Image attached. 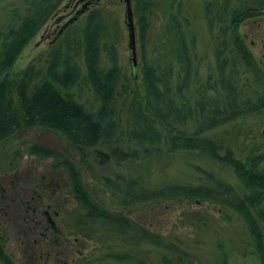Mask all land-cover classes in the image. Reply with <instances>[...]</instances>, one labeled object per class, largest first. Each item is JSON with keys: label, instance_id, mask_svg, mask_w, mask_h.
<instances>
[{"label": "rangeland", "instance_id": "374dc122", "mask_svg": "<svg viewBox=\"0 0 264 264\" xmlns=\"http://www.w3.org/2000/svg\"><path fill=\"white\" fill-rule=\"evenodd\" d=\"M27 1L0 0V50L7 31L16 26L25 14ZM69 2L65 0L33 38L26 42L11 66L0 71V81L8 80L9 90H14V82L24 78L29 83V89H32L46 77L49 62L54 56L59 60L58 70L62 69V60L67 56L77 72L67 93L88 111L96 112L100 100L87 82L84 30L87 15L97 11L103 24L99 38L100 67L108 70L114 63L118 73L112 101L114 122L111 138L94 149L108 154L110 148L119 145L137 153L133 158L119 162L112 158L101 161L94 149L89 150L86 157H81L58 133L39 127H23L2 140L0 180L7 177L5 183L9 186L5 195L12 189L10 180H14L16 168L22 178L32 174L31 188L40 186L42 176L54 175L61 179L60 188L51 186L48 190H41L44 195H50V191L55 189L53 209H59L56 221L62 233L58 243L44 244L40 240L38 244L31 243L33 237L23 233L21 219H14L11 209L0 204V250L8 256L11 264H39L46 259L47 254L50 257L59 255V264H168L166 261L171 264H261L246 223L232 209L210 201L189 199H163L125 205L118 195L104 187L103 180L114 174H123L139 179L146 187L154 188L171 182H207L206 176L209 175L230 182L240 190V183L228 166L197 151H168L161 132L144 146L131 140V116L132 110L139 107L144 109L141 68L145 64L155 63L165 67L170 62L174 76L178 74L174 46L176 32L183 33L194 55L191 76L197 70L198 83L207 86L208 78H216L215 54L217 48L227 45L228 49L223 54L229 59L230 65H236L233 68L239 73L237 85L243 93L242 98L249 100V104L257 102L262 97L264 84L261 83L264 77H256L255 72L246 67L231 49L229 24L234 16L239 18L246 7L264 5V0H154L144 15L147 30L142 37L137 23L139 16L131 0L135 25L134 68L128 48L123 1L91 0L83 13L76 15L71 12L57 23L55 19L59 15L71 10V7L65 8ZM74 15L76 18L61 30L68 18ZM245 21L234 24L233 28L250 47V54L256 59L255 66L262 68L264 14ZM259 21L262 22L260 27ZM203 89H206L205 93L209 97L216 93L207 87ZM12 95H15L14 91ZM208 134L229 145L238 158L251 163L252 158L264 154V108L258 112L244 113L210 130ZM34 143L57 149L74 164L93 198L111 210L121 211L136 226L151 233L153 239H140L141 232L138 234L136 229L112 231L99 224L81 221L84 211L73 199L68 173L64 167H59L60 159L57 161L53 157L31 154L29 147ZM145 148L149 151L146 152ZM258 163L264 169V160ZM175 249L184 252L181 261L176 258ZM117 253L127 255L128 260H114L112 255Z\"/></svg>", "mask_w": 264, "mask_h": 264}, {"label": "trees", "instance_id": "16d2710c", "mask_svg": "<svg viewBox=\"0 0 264 264\" xmlns=\"http://www.w3.org/2000/svg\"><path fill=\"white\" fill-rule=\"evenodd\" d=\"M64 1H27L21 21L11 27L5 35L0 50V70L11 66L26 42L33 38ZM133 2L135 12L139 16L137 23L142 37L147 30L144 15L146 10L151 8L154 0H133ZM245 14L248 17L251 13L247 11ZM99 17L97 11H91L85 18L84 30L87 82L91 84L100 100L97 111H88L83 104L77 103L67 93V89L76 79L75 65L65 56L62 60V69L58 70L59 60L54 56L49 62L46 77L32 89H29L27 85L29 83L24 78L14 82L16 84L14 90H9L8 80L0 81V142L23 127H39L58 133L75 148L79 156L86 157L89 150L94 149L98 144H105L111 138L112 122H114L112 101H114L118 71L114 63L108 70L100 67L99 38L103 32V24ZM237 19L234 16L232 23L229 24L231 49L246 67H250L255 72L256 77L262 78L264 74L258 67L257 70L253 68L255 64L249 50L233 28ZM174 40L178 74L174 76L170 62L165 67L148 63L141 68L144 92L142 100L145 105L143 110L140 107L132 110L130 139L144 146V143L154 140L161 132L168 151H197L228 166L240 183V190L230 182L209 175L206 176L207 182L196 184L171 182L151 188L146 187L133 176L114 174L113 177L104 178V187L118 195L125 205L157 202L163 199H189L198 202L210 201L232 209L246 223L256 248L255 253L261 264H264V169L258 165V162L264 160V154L252 158L251 163H248L238 158L229 145L209 137L208 134L210 130L227 124L244 113L258 112L264 108V85L261 89L262 97L254 104H249V100L242 98L243 93L237 85L239 73L233 68L236 65L234 63L230 65L229 59L223 54L228 49L227 45H223L221 49L217 48L216 78H208L207 86L200 84L197 70H194L191 76L194 55L185 41V36L181 32H176ZM112 61L114 62L113 58ZM261 84H264V80ZM202 87L215 91V95L209 97L205 93L206 89L202 90ZM29 152L37 156L53 157L57 161L60 159L59 167H64L68 173L73 199L84 211L81 221L84 220L87 224L89 222L99 224L112 231L136 229L138 234L143 233V235L140 233V239H153L151 233L136 226L121 211L111 210L93 198L74 164L63 157L57 149L34 143L29 147ZM95 153L101 161L112 158L119 162L133 158L137 152L117 145L110 148L108 154L96 150ZM2 252L0 250V259L4 264H11L8 256ZM174 252H177L176 258L181 261L184 252L179 249ZM112 256L114 260L121 261L129 258L120 253ZM166 262L171 264L169 261Z\"/></svg>", "mask_w": 264, "mask_h": 264}, {"label": "flooded vegetation", "instance_id": "af4514ba", "mask_svg": "<svg viewBox=\"0 0 264 264\" xmlns=\"http://www.w3.org/2000/svg\"><path fill=\"white\" fill-rule=\"evenodd\" d=\"M252 8L254 7H246V10H243V13L240 14L241 18L239 17L237 21H235V25L245 23V20L250 17H258L264 14L263 3L262 5H257L254 9ZM247 11L251 13L248 17L245 16ZM258 25L259 27L262 26V22H260ZM239 37L244 42L242 35H239ZM244 45L248 50L250 49V47H247L245 43ZM250 55L254 61V64L257 65L255 57L252 55V53ZM260 61L262 63V68H258L264 74V60L262 61L261 59ZM255 65H253L254 69L257 68ZM15 170L16 173L13 175L14 180H10V187L12 189L8 190L7 195H5V191H7L9 188V186H7L5 183V178L7 179V177L0 180V183H2L0 185V190L2 192L0 195V204L11 209V216H13L14 219H21L20 225L23 228V233L27 236L30 235V237H33L32 241L30 240L31 243L38 244L39 240L44 244L58 243L61 238L62 231L59 229L56 221L57 217L59 216V209H53L52 201L56 195L55 189L50 191V195H44L42 190H48L51 188V186L60 188L61 179H58V177L54 175H51L50 177L49 175L46 177L42 176L40 178V186L34 185L35 187L31 188L30 179L32 174L22 178L18 175L19 173L17 168ZM2 254H4V251ZM47 255L48 256L46 259H44V261L39 264H59L58 262H60L59 260L61 259L59 255H54L53 257H50L49 254ZM0 261L2 264H4L3 260L0 259Z\"/></svg>", "mask_w": 264, "mask_h": 264}, {"label": "water", "instance_id": "95a60500", "mask_svg": "<svg viewBox=\"0 0 264 264\" xmlns=\"http://www.w3.org/2000/svg\"><path fill=\"white\" fill-rule=\"evenodd\" d=\"M91 0H70L72 4L66 3L65 8L71 7V10L68 13L61 14L59 15L55 20L56 22H61L63 19L67 18L69 16V13L73 12L74 14L78 15L81 14L85 11L86 7L90 4ZM124 3V23L126 25V29L128 32V48L130 51L131 55V61H132V66L133 68L135 67V25H134V20H133V12H132V3L131 0H122ZM81 4L80 8L77 9L78 5ZM72 5V6H70ZM64 8V9H65ZM76 15L68 18V20L62 25L61 30L63 28L71 23L74 18H76Z\"/></svg>", "mask_w": 264, "mask_h": 264}]
</instances>
